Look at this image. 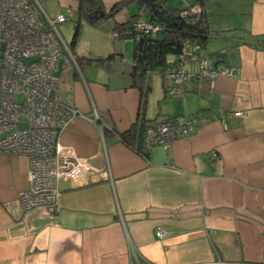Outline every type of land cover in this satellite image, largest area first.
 Segmentation results:
<instances>
[{"label": "crops", "instance_id": "0c3cea01", "mask_svg": "<svg viewBox=\"0 0 264 264\" xmlns=\"http://www.w3.org/2000/svg\"><path fill=\"white\" fill-rule=\"evenodd\" d=\"M101 1L108 12L120 0ZM163 1L179 9L197 0ZM56 4L48 15L69 13L75 24L79 0ZM131 5L98 26L83 24L73 49L66 42L74 62L60 61L58 98L84 117L60 143L90 171L59 183L56 212L21 208L29 160L0 151V264H264V0H202L211 37L194 54L212 60L234 50L231 74L197 73L182 97L148 72L144 106L131 85L133 42L112 31L137 13ZM94 111L101 131L89 120ZM185 115L205 120L167 150L138 139L144 156L119 138L141 119Z\"/></svg>", "mask_w": 264, "mask_h": 264}, {"label": "built area", "instance_id": "2783aa9c", "mask_svg": "<svg viewBox=\"0 0 264 264\" xmlns=\"http://www.w3.org/2000/svg\"><path fill=\"white\" fill-rule=\"evenodd\" d=\"M201 11H204L201 5L193 4L180 14ZM70 21L69 13L50 17L39 0H0V151L29 160L28 186L18 192V202L24 211L41 208L56 212L61 193L59 183L75 184L90 171L86 160L60 143L69 123L76 117H84L74 105L58 98L60 61L64 67L74 59L57 24ZM159 28L158 24L145 20L141 12L133 24L137 34H153ZM199 48L198 43L185 42L181 52L165 67L162 80L168 95L183 97L197 73L210 79L218 74H231L236 58L234 63L217 64L216 58L195 55ZM223 54L228 52L221 51L219 55ZM194 62L197 69L189 68ZM16 95H21V100H15ZM89 120L100 131L106 126L95 111ZM202 120L205 119L186 115L180 119L156 118L145 125L142 145L147 149L159 145L167 150L175 139L192 132ZM211 158L217 159L218 155L213 153ZM157 234L163 237L167 232L159 229Z\"/></svg>", "mask_w": 264, "mask_h": 264}, {"label": "trees", "instance_id": "16d2710c", "mask_svg": "<svg viewBox=\"0 0 264 264\" xmlns=\"http://www.w3.org/2000/svg\"><path fill=\"white\" fill-rule=\"evenodd\" d=\"M130 3L135 4L137 13L124 22H115L112 31L118 39H129L133 42V64L130 72L131 85L141 91L142 104L144 106L149 91L147 84L148 72L158 71L163 75L165 67L177 57L185 42L198 43L200 46L199 49L204 48L211 37V30L205 10L198 14L190 12L183 15L180 14L181 11H186L188 7L193 4H199L203 7L202 0H197L192 4H186L179 9L167 6L163 0H120L116 2L108 12L103 10L101 0H79L77 8L78 17L73 26L70 48L73 49L76 45L83 24L98 26L102 20L114 17L118 11ZM100 10L104 11L103 16L94 18V12H99ZM153 10H156L158 15H162L166 18L164 24L158 22L157 18L152 13ZM145 11H148L147 18L143 16ZM140 12L145 20L159 25L160 28L157 32L144 35L137 34L133 30L134 21ZM257 41L259 40L256 39L255 42ZM219 54L220 52L215 56L217 64L220 62H235L236 53L234 50H230L227 55L223 54V56H220ZM170 56H173L172 60H169ZM109 57H111V55L107 58ZM91 61L94 60L91 59ZM100 61H103V59H100ZM146 124L147 123L143 122L141 119L139 123H134L128 131L119 135L120 140L124 144L133 147L144 156H146V153L141 151L140 144H138V147H134L133 145L136 141L138 142V139L139 142L140 139L142 142V134Z\"/></svg>", "mask_w": 264, "mask_h": 264}, {"label": "rangeland", "instance_id": "374dc122", "mask_svg": "<svg viewBox=\"0 0 264 264\" xmlns=\"http://www.w3.org/2000/svg\"><path fill=\"white\" fill-rule=\"evenodd\" d=\"M39 2L41 4L42 8L47 12V14L50 15V14L54 13V11L56 9V6H57L56 0H48L46 3H45L44 0H39ZM240 5L242 6V8L244 7L243 1L240 2ZM133 8H136V7L134 5H131L130 6V10H133ZM122 12L125 14V18L126 17L128 18L127 9H124ZM147 15H148V11H145L144 14H143L144 18H147ZM73 26H74V22L73 23L72 22H66L63 25H61L60 28H59L64 41L67 42L68 44H70V42H71V37H72V34H73ZM128 51H129V55L131 56L132 55L131 54L132 53L131 46L129 47ZM21 98H22L21 95H16L15 96V100H17V101L21 100Z\"/></svg>", "mask_w": 264, "mask_h": 264}, {"label": "water", "instance_id": "95a60500", "mask_svg": "<svg viewBox=\"0 0 264 264\" xmlns=\"http://www.w3.org/2000/svg\"><path fill=\"white\" fill-rule=\"evenodd\" d=\"M152 13L157 18L159 23L164 24L166 22V18L162 15H158V12L156 10H153ZM103 14H104V11L100 10L99 12H94L93 17L100 18L103 16Z\"/></svg>", "mask_w": 264, "mask_h": 264}]
</instances>
